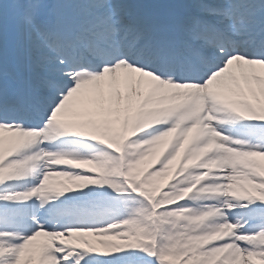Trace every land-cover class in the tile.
I'll use <instances>...</instances> for the list:
<instances>
[{
  "label": "snow or ice",
  "instance_id": "snow-or-ice-1",
  "mask_svg": "<svg viewBox=\"0 0 264 264\" xmlns=\"http://www.w3.org/2000/svg\"><path fill=\"white\" fill-rule=\"evenodd\" d=\"M13 48L18 88L10 96L6 77ZM260 90L264 0H0V124L40 130L62 111L67 119L121 141L119 152L90 136H60L52 143L78 141L97 149L99 158L121 153H134L135 160L150 157V172L182 160L214 133L264 152V119L230 120L219 103L251 98ZM195 99L202 106H195ZM205 125L201 140L198 129ZM11 183L20 181L0 184V193ZM94 187L120 198L136 195L108 185H89L72 195L83 197ZM68 196L43 206L33 205L35 197L0 199V234H10L2 238L23 243L41 228L65 231V226L43 223V213L59 208ZM240 204L253 218L237 228V237L264 232V201ZM29 205L32 227L16 236L12 225ZM233 242L245 255L264 252V241L236 237L212 247ZM55 255L59 264H138L141 257L145 264H157L139 249Z\"/></svg>",
  "mask_w": 264,
  "mask_h": 264
},
{
  "label": "rangeland",
  "instance_id": "rangeland-1",
  "mask_svg": "<svg viewBox=\"0 0 264 264\" xmlns=\"http://www.w3.org/2000/svg\"><path fill=\"white\" fill-rule=\"evenodd\" d=\"M245 98L224 99L219 103L223 106L224 113L235 118L234 121H238L236 101H242ZM253 102L257 111L264 110V90L260 92L258 98H253ZM194 105L202 106V101L195 99ZM212 111L215 113L217 110L213 109ZM262 112L261 115L264 117V111ZM219 117L222 116L213 115L211 118ZM76 123L83 125L73 126ZM81 126L88 129L93 139L117 150V139L111 134L104 137L91 125L67 119L62 111L54 112L50 118L49 126L40 129V132L27 133L20 129L10 131L0 129V157L2 159L0 161V171H2L0 184L6 174V168L15 166L12 171L14 170L16 178L21 172V166H29V170L34 169L35 171L33 179L26 180L25 177H19L20 183H11L7 188L5 187L7 192L0 195V198H17L24 193V195L37 198L33 201V205L39 203L40 206H43L50 201H56L65 193L69 194L59 208L54 207L43 213V223L52 225L54 229L57 226H65L66 230L46 231L41 228L35 232L32 241L23 243H12L0 237V264H24V259L27 256L24 255L30 252L29 256L39 248L45 252L44 257L38 262L29 259L26 264H59L55 255L57 252L66 253V258L78 253H89L87 249L79 247L82 244L87 245L86 247H91L90 244H93L106 253L128 248L136 249L138 246L151 247L153 242L160 238L163 241V239L168 240L170 236H175L177 230L179 232L178 240L171 241V247L168 246L165 252L169 257H178L177 260L180 259L178 264H264V252H249L245 255L234 242L212 247L214 242L229 237L250 242L264 241V232L253 236L237 237V229L231 230L228 226L223 228L225 223L222 216L227 217L225 213L221 214L220 210L216 211L211 208V214L205 217L202 215L204 208L199 206L193 211L184 212L185 204H176L173 199L175 194H171L176 188L188 191L201 189V191L221 194V196L226 194L227 198L222 197L220 200L226 199L229 204L237 206H242L241 201L248 202L245 196L253 195L264 201V152L254 150L250 145L245 147V142H241L237 146L241 140H233L228 136L214 133L204 144V148H208L211 152L210 161L206 165L220 166L223 168V172L206 174V179L202 177L203 170H200L201 173L193 172L188 176L183 175L182 166L189 164L184 159L185 157L182 160L176 159L171 166L150 172L149 167L152 163L150 157L135 160L134 153H128L127 161L125 165H122L119 157L110 154L99 158L97 149L93 147H87L88 150L83 152L81 147L77 148L74 144H81L78 141L62 140L59 143H52L60 136L77 135L74 130ZM206 135L205 130L198 129L199 139L202 140ZM216 136L219 137L216 138ZM37 139L49 142L43 147L47 163L41 167L38 162L32 163L28 160L33 156L31 151L35 148L34 144ZM52 139L53 141H51ZM119 142L121 144V141ZM229 145L235 146L229 147ZM23 148L31 150L27 154L28 157L24 156L25 160L20 161L15 153L23 152ZM75 151L76 153L72 154ZM242 156L252 158L262 167V170L244 167ZM71 157L73 158L72 163H70ZM19 163L23 165L19 166ZM198 167L200 168V165ZM42 168L44 171L40 172L39 169ZM225 169L228 170L226 175ZM15 177L11 180H15ZM180 182L181 186H179ZM127 183L142 192L148 202L146 199H123L114 202L112 207H104L101 212L94 210L90 215L84 213L85 209L75 212L72 207L66 205L74 197L72 193L85 189L89 185H108L112 189H121L124 186L127 187ZM94 192L100 193L99 188L89 189L84 196ZM106 193L103 194L106 195ZM231 198H233V202ZM73 213L78 214L77 217L73 216ZM204 218L206 219L202 222ZM72 221L77 223L76 227L75 224H70ZM37 222L39 223V221ZM259 222L260 219L256 218L255 223ZM12 227L13 234L18 236L17 231L29 230L32 227V222L21 220ZM202 227L204 228L202 229Z\"/></svg>",
  "mask_w": 264,
  "mask_h": 264
},
{
  "label": "trees",
  "instance_id": "trees-1",
  "mask_svg": "<svg viewBox=\"0 0 264 264\" xmlns=\"http://www.w3.org/2000/svg\"><path fill=\"white\" fill-rule=\"evenodd\" d=\"M175 236H170V238L168 240H161V238L159 240H156V242H153V244L151 245V247H139L136 249H139L141 252H143L144 254H146L148 256V259H152L155 258L156 261L159 262V264H178V262L180 261V259L177 260L178 257L173 258L172 256H167L168 253L165 252L166 248L171 247V241H177L178 240V235L179 232L178 230L175 231ZM167 236V233L165 234ZM169 235V234H168ZM91 247H88L89 251L92 253H106L103 250H101L98 246H94L93 244H90ZM128 249H132V248H128ZM44 252L40 251V249H36L32 254H30L29 256L25 257L26 259H24V264L27 263V261L29 259H31L33 262H38L41 258L44 257Z\"/></svg>",
  "mask_w": 264,
  "mask_h": 264
}]
</instances>
